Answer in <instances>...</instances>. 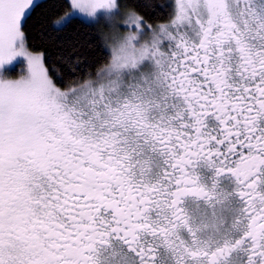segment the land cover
Masks as SVG:
<instances>
[{"label": "snow or ice", "instance_id": "6c2138e0", "mask_svg": "<svg viewBox=\"0 0 264 264\" xmlns=\"http://www.w3.org/2000/svg\"><path fill=\"white\" fill-rule=\"evenodd\" d=\"M40 6L0 0V264H264V0H67L50 32L112 30L67 85Z\"/></svg>", "mask_w": 264, "mask_h": 264}, {"label": "trees", "instance_id": "16d2710c", "mask_svg": "<svg viewBox=\"0 0 264 264\" xmlns=\"http://www.w3.org/2000/svg\"><path fill=\"white\" fill-rule=\"evenodd\" d=\"M41 6L32 14L25 25L27 41L32 50L44 54L46 67L54 66L64 73V85L71 83L87 72H95L107 59L103 51L106 46L97 25L89 26L86 22L71 24L66 31L52 33L48 25L57 16L68 9L63 7L67 0H38ZM130 7L135 6L137 11L152 24L164 22L169 9L164 5L170 0H121ZM77 47L76 55L80 57V70L75 74L68 73L64 61L72 49Z\"/></svg>", "mask_w": 264, "mask_h": 264}, {"label": "rangeland", "instance_id": "374dc122", "mask_svg": "<svg viewBox=\"0 0 264 264\" xmlns=\"http://www.w3.org/2000/svg\"><path fill=\"white\" fill-rule=\"evenodd\" d=\"M122 23V21H117ZM101 31L103 40L105 45L109 44L108 37L111 35V28L105 27L103 22L97 25ZM20 62H13V65L9 66V78L16 79L19 78L20 75H23L27 71V62L24 61L22 58H19Z\"/></svg>", "mask_w": 264, "mask_h": 264}]
</instances>
